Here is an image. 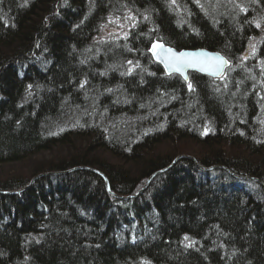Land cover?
<instances>
[{
	"label": "trees",
	"instance_id": "1",
	"mask_svg": "<svg viewBox=\"0 0 264 264\" xmlns=\"http://www.w3.org/2000/svg\"><path fill=\"white\" fill-rule=\"evenodd\" d=\"M155 41L230 66L185 82ZM28 162L0 264H264V0H0V167Z\"/></svg>",
	"mask_w": 264,
	"mask_h": 264
},
{
	"label": "water",
	"instance_id": "2",
	"mask_svg": "<svg viewBox=\"0 0 264 264\" xmlns=\"http://www.w3.org/2000/svg\"><path fill=\"white\" fill-rule=\"evenodd\" d=\"M148 52L151 55L153 61L158 63L162 67L166 75H172V74L178 75L185 82H188V73H193V72L206 75L213 79H220L225 74L226 69L230 65L229 61L218 52L208 51L201 48L191 49V50L189 49L175 50L157 41L153 42L150 45ZM182 158H188V156H184V155L178 156L177 158L174 159L171 165H173L177 160ZM161 171L156 172L154 175H156ZM45 175L47 174H41L33 177L30 180L29 184H32L36 179L43 177ZM148 181L149 179L146 181L145 185L134 195L118 196L112 193L110 194L111 196L119 199H127V198L135 197L145 189ZM106 188L107 191L110 192L107 181H106ZM11 193H16V192H9V194Z\"/></svg>",
	"mask_w": 264,
	"mask_h": 264
},
{
	"label": "rangeland",
	"instance_id": "3",
	"mask_svg": "<svg viewBox=\"0 0 264 264\" xmlns=\"http://www.w3.org/2000/svg\"><path fill=\"white\" fill-rule=\"evenodd\" d=\"M134 23H135L134 19L130 15H124L121 17H110L108 20H106L105 23L102 24L95 40L103 42V41H117L119 39H122L127 35L128 31L134 25ZM258 43H259L258 38L252 39L248 44L246 53L242 59H247V58L249 59L253 55L255 56L257 49L256 46ZM47 155L48 154H45L44 156L43 155L40 156L38 160H42L44 158L49 159L50 157H52L51 154H49L48 156ZM31 164L32 163L28 162V163H15V164L1 166L0 182L6 178L19 177L26 179L29 175L22 170L27 169V167L30 166Z\"/></svg>",
	"mask_w": 264,
	"mask_h": 264
},
{
	"label": "bare ground",
	"instance_id": "4",
	"mask_svg": "<svg viewBox=\"0 0 264 264\" xmlns=\"http://www.w3.org/2000/svg\"><path fill=\"white\" fill-rule=\"evenodd\" d=\"M149 47H150V46H149ZM148 50H149V49H148ZM193 73H196V72H193ZM197 74H200V73H197ZM201 75H203V74H201ZM204 76H206V75H204ZM207 77H208V76H207ZM173 161H174V160H173ZM173 161H172V162H173ZM170 165H171V164H170ZM94 172H95V171H94ZM97 173H98V172H97ZM98 174H101V173H98ZM101 175H103V174H101ZM103 177H104V176H103ZM241 178H242V179H245V178H243V177H241ZM103 179H104V178H103ZM148 179L150 180V179H151V176H150ZM148 179H147V180H148ZM104 180H105V179H104ZM147 180H146V181H147ZM146 181H145V183H146ZM105 182H106V181H105ZM148 182H149V181H148ZM147 184H148V183H147ZM147 184H146V186H147ZM30 185H31V184H28V186H30ZM144 185H145V184H144ZM21 191H22V190H21ZM21 191H20V192H21ZM0 193H2V192H0Z\"/></svg>",
	"mask_w": 264,
	"mask_h": 264
}]
</instances>
